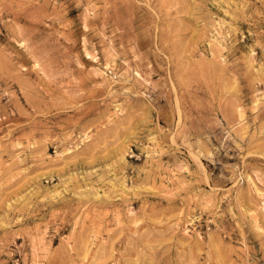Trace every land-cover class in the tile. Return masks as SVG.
Instances as JSON below:
<instances>
[{
	"label": "rangeland",
	"instance_id": "374dc122",
	"mask_svg": "<svg viewBox=\"0 0 264 264\" xmlns=\"http://www.w3.org/2000/svg\"><path fill=\"white\" fill-rule=\"evenodd\" d=\"M0 264H264V0H0Z\"/></svg>",
	"mask_w": 264,
	"mask_h": 264
}]
</instances>
